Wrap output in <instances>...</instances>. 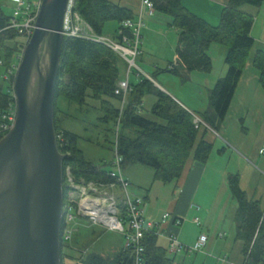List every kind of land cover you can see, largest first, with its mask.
Listing matches in <instances>:
<instances>
[{"label":"trees","instance_id":"trees-1","mask_svg":"<svg viewBox=\"0 0 264 264\" xmlns=\"http://www.w3.org/2000/svg\"><path fill=\"white\" fill-rule=\"evenodd\" d=\"M149 1L154 12L170 18V26L178 34L174 54L176 64L169 63L163 70L156 69L152 77L149 76L151 80L160 72L182 79L194 71L209 72L212 64L207 50L210 44L226 48L223 56L226 72L207 92L209 110L198 115L185 110L138 73L135 74L140 77L139 83L128 84L129 91L123 98L120 94L116 95L115 85L120 81L118 63L121 62L118 56L102 44L70 36L62 37L54 103L60 96L79 106L86 105V98L99 102L98 110L103 114L101 123L111 121L115 127V141L112 145L116 154L121 157V170L129 166H142L150 169L153 182L169 186L181 178L189 160L202 165L207 163L213 149L211 143L204 138L208 130L196 128L193 118L196 117L214 131L226 116L243 66L249 57L248 53L254 44L250 31L254 20L242 8H259L264 0H226L218 16L217 26L196 17L181 5V0ZM71 12L76 13L97 37L100 36L104 23L113 21L118 24L114 32L116 42H121L123 36L128 40L132 39L129 30L123 29L118 34L122 30L121 22L134 20L132 11L109 0H73ZM10 19L11 17L5 16L0 10V65L4 68V76L16 67L20 59L21 46L16 39L25 38L24 32L8 27ZM251 66L257 70V82L264 91V50L253 53ZM13 72L6 76L7 80L4 79L7 86L0 84V111L14 105L11 92ZM145 94H152L156 99L148 111L150 117L143 116L140 112V98ZM114 102L120 103L121 107L116 108ZM57 113L55 103L53 128L57 150L66 155L61 164L62 204L69 191L64 177L66 168H69L72 179L78 182L84 180L86 183L104 185L116 183L107 175L108 171H103L101 165L86 161L83 153L77 149L78 138L75 134L59 127ZM221 152L223 149L217 151L218 155ZM226 184L230 197L236 202L234 236L241 243L239 249L242 264H264V208L260 207V202L245 195L238 185L236 175H230ZM154 234L146 232L141 239L143 260L140 264H174V256H168L166 250L158 245V238ZM59 241V264H62L65 258L62 250L70 245L69 242L61 241V238ZM133 260L131 250L123 247L111 258L88 254L76 264H134Z\"/></svg>","mask_w":264,"mask_h":264},{"label":"rangeland","instance_id":"rangeland-1","mask_svg":"<svg viewBox=\"0 0 264 264\" xmlns=\"http://www.w3.org/2000/svg\"><path fill=\"white\" fill-rule=\"evenodd\" d=\"M12 1L0 0V10L5 16H12V10L15 7ZM28 1L34 2V4L38 2V0ZM109 1L131 10L134 20L137 21L140 0ZM225 2L226 0H181L180 3L184 8H188L191 13L196 14V17L205 18L212 26H217L219 19L216 14L221 12ZM263 4L264 1L261 5ZM251 8L254 11L252 6H244L242 10ZM258 13L259 17L264 19V6H261ZM251 17L254 19L255 14ZM140 22L142 24L138 29L140 38L137 44L140 55L135 59L137 69L127 72V64L118 57L121 60L118 63L120 81L127 79L128 84L131 85L139 83L140 77L136 76V72L147 79H151L150 77L156 69L163 70L169 63L176 64L174 54L178 34L177 30L170 26V18L154 11L151 15L145 12ZM104 24L100 37L115 42L114 32L117 30L118 24L113 21ZM263 25L264 21H258L254 26L252 39L255 44L249 51V57L243 66V84L241 83L240 90L236 93L235 102L227 112V116L217 124L216 129L212 133H207L211 135L210 138L214 141L220 142L223 137L229 144L228 147L222 142L213 150L214 155H216L217 149L224 148L219 155L217 153V161L211 160L213 161L212 168L215 170H211L210 177L201 185V189L196 195L198 201L200 199L207 205L214 204L215 199H218L217 203L212 206L210 204L207 209L206 206H202L200 202L198 204L196 201L193 206H197L201 210L200 213L186 208L181 227H177L179 230L177 239L183 248L193 246L194 242L197 241L196 237L199 235H203L207 239V243L203 251L197 252V254H185L184 252L176 254L173 259L174 264L180 262L183 264H242L239 249L241 243L236 241L234 236L235 224H233V219L236 202L230 197L226 184L230 175L238 177V185L247 197L257 200L260 202V207H264V92L258 87V84L245 81V79L248 80L252 77V73L258 74L257 70L251 66V55L253 51L259 49L257 46L260 45H258L257 40L261 38ZM16 41L21 46L19 48L21 52L27 40L26 38H17ZM224 52H226V48L221 45L210 44L207 50V55L211 58L212 64L209 72L194 71L185 75L184 79L170 73L160 72L156 74L154 80H150L151 84L164 95L178 102L185 110L197 115L204 113L209 110L207 92L214 86L216 80L221 78V68L225 70ZM4 74V68L0 65V84L3 87L8 85L7 81L3 79ZM253 83L254 90H251L248 85ZM140 99L142 102L141 115L150 117L148 111L155 103V97L152 94H145ZM240 100L241 103L238 104ZM85 101L86 105L79 106L76 103L67 102L61 96L57 97L55 103L58 110L56 114L59 119L58 125L60 128L75 134L78 138L77 149L83 153L86 161L93 165H101L103 171L116 173V169L110 164L116 157L112 145L115 141V127L111 121L101 123L100 118L103 114L98 110L99 102L87 98ZM113 104L116 108L121 107L118 102ZM120 174L129 183L125 189L130 200L134 197L141 198L148 195L147 201L142 204L145 218H150L157 223L165 213L172 214L171 207H173L176 196L179 194V188L175 187L174 182L170 183L169 186L155 183L152 180L150 169L142 166H129L121 170ZM131 177L142 182L143 188H136L132 180L129 179ZM130 180L131 182H129ZM116 195L117 199L121 196L119 189L116 190ZM203 210L208 212V220H206L208 225L215 227L221 225L222 239H214L211 233L214 230L201 222ZM194 217L198 218L197 226L192 223ZM74 229L76 232L68 241L70 247L62 250L65 256L62 264H76L88 254L111 258L125 244L123 234L105 229L97 224L92 225L87 219L77 218ZM158 245L166 250L167 242L158 237ZM168 256L173 257L171 254ZM216 258L224 259V262H217Z\"/></svg>","mask_w":264,"mask_h":264},{"label":"water","instance_id":"water-1","mask_svg":"<svg viewBox=\"0 0 264 264\" xmlns=\"http://www.w3.org/2000/svg\"><path fill=\"white\" fill-rule=\"evenodd\" d=\"M40 1L13 73L15 121L0 139V264L60 263L66 155L53 128L54 86L73 0Z\"/></svg>","mask_w":264,"mask_h":264},{"label":"built area","instance_id":"built-area-1","mask_svg":"<svg viewBox=\"0 0 264 264\" xmlns=\"http://www.w3.org/2000/svg\"><path fill=\"white\" fill-rule=\"evenodd\" d=\"M15 7L12 10V16L9 21V28L16 29L19 32H24L27 39L34 29L33 23L36 20L37 8L40 5V0L34 4L28 0H13ZM72 3L70 2L66 8V14L63 19V36L81 37L84 39L92 40L96 43L106 46L111 49L118 57L127 64L126 71L130 72L132 69H137L135 59L140 55L137 48L140 36L138 29L142 22H140L144 12L152 14L153 9L149 0H140V11L137 16V21H123L121 22L122 30H129L132 39L122 37L121 42H113L106 40L102 37H97L91 33V29L84 24L76 13L71 12ZM22 29V30H21ZM16 67H13L7 75L15 72ZM138 73V72H136ZM127 74V73H126ZM139 74V73H138ZM5 75L3 79L7 80ZM116 95H121L122 98L129 91L128 81H118L115 85ZM124 100L122 101L123 104ZM14 104V103H13ZM15 104L5 111H0V139L4 137L12 127L15 121ZM193 123L196 128L209 129L205 123L200 122L197 118H193ZM116 153V152H115ZM121 157L116 154L115 159L111 161V166L116 169V173L109 172L107 175L111 177L116 183L113 184H98L93 182H85L84 180L75 181L70 176L69 168H66L64 177L68 184L67 198L64 200L63 205V225L61 227V241L68 242L72 235L76 232L74 224L77 218L87 219L90 223L100 225L105 229L116 231L123 234L125 241L124 247L129 248L134 257L133 263L140 264L142 259V246L141 239L146 232H154L157 238L165 239L167 242L166 252L175 256L178 253L184 252L185 254L200 252L206 245L207 239L200 235L197 241L191 247H184L181 245L174 236L165 235L160 231L159 226L171 222L175 227H179L181 220L173 218L168 213L162 215L159 222L147 219L142 214L143 202L139 198H132L130 200L126 191L128 182L121 177ZM119 189L121 196L116 195V190ZM192 210L197 211L198 208L191 207ZM192 223L197 226L198 218L195 217ZM59 238V239H60Z\"/></svg>","mask_w":264,"mask_h":264},{"label":"crops","instance_id":"crops-1","mask_svg":"<svg viewBox=\"0 0 264 264\" xmlns=\"http://www.w3.org/2000/svg\"><path fill=\"white\" fill-rule=\"evenodd\" d=\"M221 5H223V4H221ZM262 6H264V4L262 5ZM126 8V7H125ZM139 8H140V4H139ZM261 7H259V8H255L254 7V11H252V8L251 9H243L242 11L243 12H245L246 14H248V15H250V16H252L253 14H255V17H254V23H253V25H252V27H251V29H250V31H251V35L254 37V26L258 23V21H264V19L262 18V17H259V9H260ZM140 11V10H139ZM145 13V12H144ZM149 14V13H148ZM194 14V13H193ZM220 14V13H219ZM219 14L217 13L216 14V17H218L219 16ZM143 15V14H142ZM218 15V16H217ZM195 16H196V14H195ZM198 17V16H197ZM201 19H203V20H205V18H201ZM206 21V20H205ZM209 23V22H208ZM210 24V23H209ZM211 25V24H210ZM264 25H263V29H261V38L259 39V40H257V43H258V45H260V46H257L259 49H256L255 51H257V50H264ZM253 43H254V41H253ZM255 44V43H254ZM255 51H253L252 52V55H253V53L255 52ZM252 55H251V58H252ZM174 60H175V57H174ZM221 77H223L224 76V74H225V70L223 69V68H221ZM243 72H244V70H243ZM243 72H242V75H241V77L238 79V84H237V87H236V89L234 90V92H233V98H232V100H231V103H229V106H228V111L230 110V107L232 106V104L235 102V98H236V93H237V91L238 90H240V87H241V83L243 84V81H242V77H243ZM257 76H258V74L255 72V73H252V77L251 78H249L248 80H246L245 79V81H249L250 83H252V82H254L255 83V85L256 84H258V82H257ZM147 77H149V76H147ZM244 81V82H245ZM254 83L253 84H250V85H248L249 87H250V89L252 90H254V88H253V86H254ZM246 87H247V85H246ZM258 87L260 88V86H259V84H258ZM260 90V89H259ZM264 92V91H263ZM239 103H241V100L238 102V104ZM192 113V112H191ZM228 114V113H227ZM227 116V115H226ZM225 118V117H224ZM212 133V131L210 130V129H208V131H206L205 132V140H207V141H209L210 143H211V145H212V152H211V154L209 155V157H208V159H207V163L206 164H204V165H202V164H199V163H195V162H193V161H191V160H189V162H188V164H187V166H186V168L183 170V172H182V176H181V178L177 181V182H174V185H175V187H177V188H179V194L176 196V199H175V202H174V204H173V207H171V213L172 214H170L174 219L175 218H177V219H180L181 221H183L182 220V218L185 216V212H186V208H188V210L190 209V210H192V208L191 207H193V203H195L196 201H198V199H196V195L198 194V192H199V190L201 189V185L205 182V181H207V178L208 177H210V175H211V173L210 172H212V171H214L215 170V168L213 169L212 168V162L213 161H211V160H214V161H217L218 160V157H217V151L219 150V149H217V151H216V155H214V149L215 148H217L218 146H220V143H222V142H224L225 144H226V146H228L229 147V144H227V141L223 138V140H222V138H221V141L220 142H218V141H214V139H212V138H210V134H207V133ZM222 147V146H221ZM223 150H224V148H223ZM214 156V157H213ZM212 170V171H211ZM129 179H131L132 180V183H133V185L136 187V188H138V189H141V188H143V186H142V182H140L137 178L135 179V178H133V177H131V178H129ZM131 180L129 181V182H131ZM147 196L148 195H146V196H143V197H141V198H139V197H134V198H139V199H141L142 200V202H146L147 201ZM217 200L218 199H215V201H214V204L212 203H210L211 204V206L212 205H215V203H217ZM199 202H200V204H202V206H206L207 207V209H208V206L210 205V204H208L207 205V203L206 202H204V201H201L200 199H199V201L197 202L198 204H199ZM196 208H198L197 206H195ZM194 207V208H195ZM264 208V207H263ZM143 209V208H142ZM141 209V210H142ZM194 211V210H193ZM200 209L198 208V210L197 211H195V212H197V213H200ZM142 214H143V211H142ZM196 214V213H195ZM143 216H144V214H143ZM202 220H201V222L203 223V225H205L206 227L208 226V228H210V229H212V230H214L213 232H211L212 233V237H214V239H216V240H218L219 238H223V233L222 234H220L221 232H222V229H220V226L221 225H218V226H213V225H208L207 223H206V220H208V212L207 211H205V210H203L202 211ZM195 218V217H194ZM147 219H150V218H147ZM222 224V223H221ZM163 225V224H162ZM162 225H160L159 226V229H160V231H162L166 236L167 235H169V236H174L175 237V239H177V237H178V233H179V230L177 229V227H175V226H173L172 224H171V222L169 223V222H167V223H165L164 224V226L162 227ZM181 225V224H180ZM179 225V227H181ZM213 227V228H212ZM200 236V235H199ZM197 239H198V237H196ZM196 239V240H197ZM163 240H165V239H163ZM177 240H179V239H177ZM166 241V240H165ZM179 242V241H178ZM195 243V242H194ZM206 243H207V241H206ZM204 247H205V245H204ZM204 247L201 249V252L203 251V249H204ZM185 256H187V255H185ZM217 262H221V263H223L224 262V259L222 260V259H218V258H216L215 259Z\"/></svg>","mask_w":264,"mask_h":264}]
</instances>
